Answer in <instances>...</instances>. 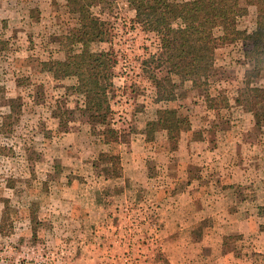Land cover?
<instances>
[{"label": "rangeland", "instance_id": "obj_1", "mask_svg": "<svg viewBox=\"0 0 264 264\" xmlns=\"http://www.w3.org/2000/svg\"><path fill=\"white\" fill-rule=\"evenodd\" d=\"M131 2L103 5L110 26L90 49L111 51L116 64L81 81L88 89H118L109 122L132 133L106 151L119 156L117 171L99 158V135L81 114L84 96L68 90L71 80L42 71L43 62L65 59L60 43L78 25L67 0H0V264H215L208 245L264 264V256L243 252L241 235L222 243L238 234L236 218L227 220L223 210L233 212L248 195L259 200L264 232V104L259 124L234 102L243 86L244 43L264 8L249 7L238 21L242 40L217 48L207 93L182 82L177 66L156 69L168 99L159 102L142 68L154 49L133 22ZM216 97L229 109L210 110ZM165 109L178 113L183 151L161 131L145 141L147 124ZM229 163L256 177V194L243 184L219 185Z\"/></svg>", "mask_w": 264, "mask_h": 264}, {"label": "trees", "instance_id": "obj_2", "mask_svg": "<svg viewBox=\"0 0 264 264\" xmlns=\"http://www.w3.org/2000/svg\"><path fill=\"white\" fill-rule=\"evenodd\" d=\"M108 0H67L69 13L78 25L70 29L60 43L65 53L63 61L51 60L42 63V71L57 80H71L68 90L84 96L83 117L93 134L98 133L100 159L108 161L115 170L120 168L117 155H109V148L129 142L132 131L114 127L109 122L112 116L111 103L116 89H88L81 84L84 79H94L102 71H111L116 62L111 51L93 52L92 44L104 39L110 21L109 11L103 7ZM135 12L134 23L150 36L151 48L142 61L144 72L157 87L158 101H167L156 82V69L167 65L180 68L181 81L207 93L209 80L215 71L216 50L242 40L238 29L239 19L248 15L251 6L264 8V0H130ZM244 1L245 6H242ZM218 30L220 35L214 36ZM1 46V43H0ZM151 48H148L149 50ZM245 63L242 67V88L234 99L235 106L253 114L261 123L259 107L264 104V13L257 18L251 41L244 43ZM154 71V72H153ZM223 101V102H222ZM216 97L209 109L220 112L229 109L225 101ZM215 103V104H214ZM224 103V104H223ZM157 120L146 127V142H153L158 131L164 133L173 150L183 151L188 147L176 110L158 111ZM189 158L192 155H188ZM193 158V157H192ZM223 237V245L240 239V235Z\"/></svg>", "mask_w": 264, "mask_h": 264}, {"label": "crops", "instance_id": "obj_3", "mask_svg": "<svg viewBox=\"0 0 264 264\" xmlns=\"http://www.w3.org/2000/svg\"><path fill=\"white\" fill-rule=\"evenodd\" d=\"M213 158H220L221 154L220 151H214L211 153ZM232 154V152H231ZM228 170H226L225 174L222 172V182L219 181V185L222 187H238L240 184H243L245 189H248V192L255 193V188L258 187V180L256 177L248 172V174H245V171H239L238 168H235V166L228 164ZM219 175V176H221ZM248 177V181H247ZM221 178V177H219ZM255 179V180H254ZM245 181V182H244ZM216 183V182H215ZM249 200L242 199L240 201L239 208H235L233 212H229V208L227 211L224 212V216L227 220L231 221L232 218L235 219V225L234 227L237 228V232L239 235L243 237V252L251 251L250 254L255 255V257H261L264 256V232L261 230V227L259 226V207L256 205L257 202H259L256 195L247 196ZM222 202H228L226 206H230L233 204V201L231 199L225 196L221 197ZM236 203L238 204V199H235ZM251 203V205L248 207L247 204ZM236 210V211H235ZM232 222V221H231ZM233 231V230H232ZM231 233V232H230ZM229 233V234H230ZM210 249L211 247V256H217L216 263L215 264H257V262L252 261L250 263L246 262V259L241 262V257L238 258V254H236L233 250H227L226 246L217 245L216 247H213L212 245H208ZM242 254V253H241ZM240 255V254H239ZM244 257V256H242Z\"/></svg>", "mask_w": 264, "mask_h": 264}]
</instances>
